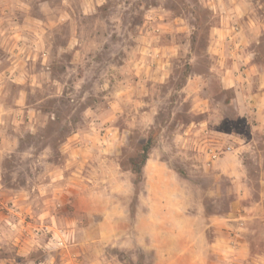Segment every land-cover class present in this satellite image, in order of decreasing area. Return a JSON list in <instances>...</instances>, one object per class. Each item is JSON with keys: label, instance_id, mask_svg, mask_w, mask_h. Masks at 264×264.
<instances>
[{"label": "rangeland", "instance_id": "rangeland-1", "mask_svg": "<svg viewBox=\"0 0 264 264\" xmlns=\"http://www.w3.org/2000/svg\"><path fill=\"white\" fill-rule=\"evenodd\" d=\"M218 23L202 0H0V264H264V135L219 79L215 118L183 90ZM211 131L235 152L210 161Z\"/></svg>", "mask_w": 264, "mask_h": 264}, {"label": "crops", "instance_id": "crops-1", "mask_svg": "<svg viewBox=\"0 0 264 264\" xmlns=\"http://www.w3.org/2000/svg\"><path fill=\"white\" fill-rule=\"evenodd\" d=\"M202 1L205 6L213 10L219 20L218 25L212 28L209 40V52L216 55L219 63L215 66L210 65L206 74L191 70L185 75L183 90L188 98L196 101V109L205 106L208 117L215 118L217 100L208 94V90L205 91L207 95L202 94H204L203 88H207L213 78L219 79L222 92L232 93L231 106L235 108L237 115L246 121L252 133L264 135V53H262L264 50L261 45V37H264V0ZM253 2L258 5L256 11L249 9V5ZM212 58L215 56L213 55ZM171 66L172 63L167 62L149 64L141 61L137 63L136 68L143 78L148 76L149 79L164 82L171 76ZM194 89H197L196 93L192 92ZM220 103L224 105V99ZM208 123H210L209 119L202 123H192L186 127L183 134L186 135L185 137H190L196 128L199 129L198 126ZM212 134V139L221 140L218 139L217 132L214 131ZM238 141L240 142V146L237 147L238 152L251 144L249 140L240 136ZM227 143L233 145L230 141ZM232 148L235 152V146ZM62 172L64 173V169ZM73 175L77 176L78 173L74 172ZM64 177L67 178L66 173L62 175L63 179ZM69 190L66 188L60 192L65 191L63 197H67ZM236 243L241 249L247 248L249 244L246 238H239ZM230 254L234 255V252ZM242 258L248 259L249 254H243Z\"/></svg>", "mask_w": 264, "mask_h": 264}, {"label": "built area", "instance_id": "built-area-1", "mask_svg": "<svg viewBox=\"0 0 264 264\" xmlns=\"http://www.w3.org/2000/svg\"><path fill=\"white\" fill-rule=\"evenodd\" d=\"M208 141L211 144V148L209 149V158L212 162L219 161L224 155L233 152L231 144H223V146L220 147L217 145L218 143H220L219 140L217 141L209 138Z\"/></svg>", "mask_w": 264, "mask_h": 264}, {"label": "trees", "instance_id": "trees-1", "mask_svg": "<svg viewBox=\"0 0 264 264\" xmlns=\"http://www.w3.org/2000/svg\"><path fill=\"white\" fill-rule=\"evenodd\" d=\"M150 146H145L143 149H142V155H141V158H140V161L141 163H145L148 159V149H149Z\"/></svg>", "mask_w": 264, "mask_h": 264}]
</instances>
